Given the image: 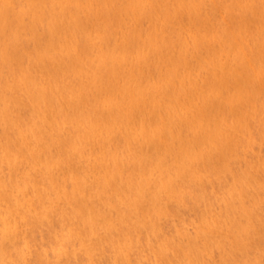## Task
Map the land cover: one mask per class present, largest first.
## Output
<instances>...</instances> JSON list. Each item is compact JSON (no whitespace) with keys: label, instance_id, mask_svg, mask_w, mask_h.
<instances>
[{"label":"bare ground","instance_id":"obj_1","mask_svg":"<svg viewBox=\"0 0 264 264\" xmlns=\"http://www.w3.org/2000/svg\"><path fill=\"white\" fill-rule=\"evenodd\" d=\"M0 264H264V0H0Z\"/></svg>","mask_w":264,"mask_h":264}]
</instances>
